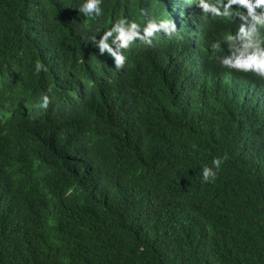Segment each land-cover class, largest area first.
Returning a JSON list of instances; mask_svg holds the SVG:
<instances>
[{
	"label": "trees",
	"instance_id": "1",
	"mask_svg": "<svg viewBox=\"0 0 264 264\" xmlns=\"http://www.w3.org/2000/svg\"><path fill=\"white\" fill-rule=\"evenodd\" d=\"M83 3L0 0V264H264V79L220 63L240 21ZM121 19L178 35L135 41L117 70L91 37Z\"/></svg>",
	"mask_w": 264,
	"mask_h": 264
},
{
	"label": "clouds",
	"instance_id": "2",
	"mask_svg": "<svg viewBox=\"0 0 264 264\" xmlns=\"http://www.w3.org/2000/svg\"><path fill=\"white\" fill-rule=\"evenodd\" d=\"M102 2L103 0H84L79 11L85 16L100 17L103 14ZM234 5L246 11L233 9ZM197 7L205 14L211 13L233 22L236 19L240 21L236 34L225 38L229 42V54L220 58L221 65L237 72L252 73L264 79V40L261 39V29H264V0H227L226 4L224 0H198ZM158 33H163L169 39L178 35L175 22L169 19L159 22L149 19L146 26L141 29L136 22L121 19L110 30L104 32L99 40L95 36L91 37V40L98 47L101 55L107 53L114 59L115 68L119 70L124 67L127 60L123 54L125 50L137 40L151 46L153 38ZM212 48L219 49L220 41L214 42ZM35 70L39 73L42 70L46 71V68L42 63L37 62ZM49 103V96L44 95L40 107L47 109ZM225 159L226 157L214 158L213 167L203 168V182L207 183L216 178Z\"/></svg>",
	"mask_w": 264,
	"mask_h": 264
}]
</instances>
